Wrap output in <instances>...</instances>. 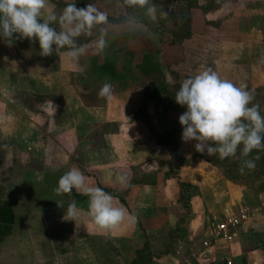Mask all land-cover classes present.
I'll return each instance as SVG.
<instances>
[{"label": "crops", "instance_id": "crops-1", "mask_svg": "<svg viewBox=\"0 0 264 264\" xmlns=\"http://www.w3.org/2000/svg\"><path fill=\"white\" fill-rule=\"evenodd\" d=\"M161 1L152 0L156 9ZM228 1L209 12H226L218 26L215 70L258 90L264 87V0H237V7ZM68 2L48 0L41 19L48 12L59 15ZM82 3L92 2L75 0L76 7ZM127 7L120 21L108 19L104 26L108 47L101 54L90 47L80 66L65 50L41 56L35 39L17 34L11 46L0 40V149L10 162L15 149L34 181L23 189L30 198L23 203V252L7 248L10 236L4 237L0 264H264V212L239 227L231 244L203 252L207 229L241 205L254 208L264 190L235 183L213 156L195 150V141L182 142L179 116L186 108L175 102L182 83L175 68L184 63L185 49L166 43L158 10L152 21L144 9ZM98 35L94 29L78 43L94 44ZM147 55H154L160 71L153 79L141 72ZM106 80L114 85L110 101L98 96ZM73 167L89 178L85 188L112 194L135 221L97 229L83 190L54 191ZM120 173L128 186L115 182ZM73 199L81 211L75 221L63 219Z\"/></svg>", "mask_w": 264, "mask_h": 264}, {"label": "clouds", "instance_id": "clouds-1", "mask_svg": "<svg viewBox=\"0 0 264 264\" xmlns=\"http://www.w3.org/2000/svg\"><path fill=\"white\" fill-rule=\"evenodd\" d=\"M124 3L129 7L144 9L145 16L152 21L157 20V9L152 0H124ZM47 6L48 0H0V40L11 46L17 34L30 41L35 39L39 43L41 56L47 57L65 50L63 55L74 66H80L81 57L88 54L90 47L94 46L96 54L103 53L108 47L109 34L104 27L109 22L108 15L95 3L77 8L75 0H69L59 15L48 12L41 19ZM94 29L99 33L94 44L78 43L79 37L91 36ZM113 93L114 85L106 80L98 96L110 101ZM254 100V89L222 77L213 67L184 79L175 94V102L186 108L179 116L182 142L195 141L197 152L208 156L218 155L220 159L236 157L240 147L239 171L243 174L245 169H255L256 161L260 159L259 153L264 152V109ZM48 103L50 110L56 112L52 101ZM254 150L257 155L244 159ZM88 179L73 167L59 178L54 191L62 195L71 193L73 189L76 192L83 190L88 196L87 215L101 231L114 229L125 219L129 224L135 221L136 217L124 206L118 205L112 194L100 187L85 188ZM115 182L126 187L129 180L126 174L120 173L115 177ZM80 211L77 201L73 199L67 205L63 219L67 216L75 221Z\"/></svg>", "mask_w": 264, "mask_h": 264}, {"label": "rangeland", "instance_id": "rangeland-1", "mask_svg": "<svg viewBox=\"0 0 264 264\" xmlns=\"http://www.w3.org/2000/svg\"><path fill=\"white\" fill-rule=\"evenodd\" d=\"M91 2L95 3L96 7L99 6L98 9L106 12L108 19L114 22L120 21L121 19L117 18L123 17L128 11L124 0H91ZM87 5L82 3L77 8H84ZM226 5L240 6L237 0H229ZM221 6L222 4L217 0L213 2L208 0L207 3H199V0H162L157 3L159 24L166 28V43L169 45L176 44L185 49V54L182 56L184 63L179 68H175L181 82L207 67L215 69L219 38L218 26L220 18L226 12L223 11L219 16H211L209 12ZM199 8L201 10L197 11L196 9ZM190 16L195 19H190ZM204 19H209L206 25ZM191 23L193 25L190 27ZM205 27L207 29L205 34H198L199 36L191 34V30L199 31ZM262 62L264 65V61ZM253 102L258 103L261 109H264V87L261 86L260 89L255 90ZM12 150L13 161L10 162L7 158L5 161L3 160V153L0 149V201L12 208L16 220L6 247H12L15 251L23 252V203L25 199H30L29 196L23 194V189L30 184L32 185L34 181L29 180L27 173L23 171V167L25 168L27 165H23L21 162L20 154H17L15 149ZM255 155L257 152L254 150L244 159H252ZM259 155L260 159L256 161L255 169H245L243 174L239 171L241 164L240 147L237 149L236 157L220 159L218 155H214L213 160L221 166L227 177L233 178L235 183L245 185L248 189L251 187L255 190L254 187H256L257 190H264V152L259 153ZM9 263L14 264L7 262V264Z\"/></svg>", "mask_w": 264, "mask_h": 264}, {"label": "built area", "instance_id": "built-area-1", "mask_svg": "<svg viewBox=\"0 0 264 264\" xmlns=\"http://www.w3.org/2000/svg\"><path fill=\"white\" fill-rule=\"evenodd\" d=\"M264 212V199L259 201L252 208L248 205H241L236 211H228L221 219L215 221L205 232L201 242L203 252L210 255L217 243L231 244L236 236V230L244 225L254 213ZM194 257V254L191 255ZM227 264H230L227 261Z\"/></svg>", "mask_w": 264, "mask_h": 264}, {"label": "trees", "instance_id": "trees-1", "mask_svg": "<svg viewBox=\"0 0 264 264\" xmlns=\"http://www.w3.org/2000/svg\"><path fill=\"white\" fill-rule=\"evenodd\" d=\"M140 68L142 74L148 79H153L160 73L154 55L144 56ZM14 221L15 216L12 208L0 201V243L4 237L11 234Z\"/></svg>", "mask_w": 264, "mask_h": 264}]
</instances>
